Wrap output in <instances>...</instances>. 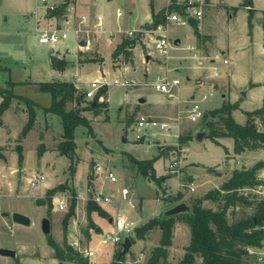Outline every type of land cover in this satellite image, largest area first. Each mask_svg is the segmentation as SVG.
I'll return each mask as SVG.
<instances>
[{"label": "rangeland", "instance_id": "1", "mask_svg": "<svg viewBox=\"0 0 264 264\" xmlns=\"http://www.w3.org/2000/svg\"><path fill=\"white\" fill-rule=\"evenodd\" d=\"M16 1L0 0V86H7L6 82L9 80L16 81L17 85L13 88L17 95L27 97L42 106V103L51 105L52 97L49 92L39 89L40 82L73 81L77 88V97L79 95L81 97L80 100L76 98V101L67 103V110H71L88 106L91 99L85 98V92L90 88L93 79L108 80V85H104L103 88H108L109 109H102L99 114L87 109L80 112L91 122L92 131L82 124L76 127V149L73 163L75 172H71V159L62 154L58 147L63 133L61 117L54 113L51 114L53 130L48 123L40 122L37 118L33 129L23 137L22 131L28 122L29 108L27 103L20 98L13 99V101L19 99L17 109L19 113L25 112V120L21 121L16 117L15 121L5 126L4 122L0 126L2 127V133L0 132V242L2 247L16 250L17 256L9 258L0 255V264H114L116 256L122 250V244L102 243V236L105 231L112 229L113 221L109 223L107 220L118 215L123 216L126 222L132 224L129 225L130 230L122 233L123 240L125 237L132 240V246L120 264H142L148 260L152 250L159 245L162 230L156 226L147 231L143 238H138L137 229L143 230L153 218L161 220L165 211L178 203L185 202L191 210L192 204L202 199L206 191L221 187L230 177L233 169L241 166L236 163L238 159L241 161V157L234 150L233 139L217 138L225 147L217 145L210 137L198 143L194 137V131L204 126L206 122H217L219 118L222 119L224 111L220 110L225 104L232 102L229 95L225 93L232 87L234 93L242 96V92L246 89L243 86L244 82L250 77H255L253 70L258 67L253 64L248 67V63L244 64L247 60L245 54L243 61L231 52L227 51L223 54L222 50H217L218 56L215 58V63H212L214 53L208 47L203 45L198 47L194 44L196 50L190 49L193 39H188L187 35H191V27L176 23L170 24V40L173 41L180 37L183 42L179 47L171 46L167 57L155 48L151 36L142 34V36L129 37L125 32L133 28H148L146 25L141 27L140 25L148 17L151 9L150 2L153 1L156 9H162L166 6V0H113V4H109V10L105 13H109L111 9V13L114 14L116 6L123 11L122 17L111 18V21L113 19L114 36L109 37L103 31H95L90 34L91 38L89 37L94 43L92 50L89 51L91 48L82 46L86 51L102 53L105 64L101 66L99 62L91 61L84 65L81 68L83 79L79 75L76 76L75 71L79 69L76 70L74 67V61L79 60L76 56L79 45L69 46V41L76 37L75 33L70 31L68 38L53 45L40 44V33L34 27V13L40 17L37 29L42 28L43 25L47 28L53 26L65 28L66 24L62 19L56 20L53 24H45V7L41 2L38 3L40 6L36 11L24 12L22 16L21 11L17 10ZM63 1L55 0V4L59 6ZM261 1L264 3V0ZM25 4L28 6L29 0H25ZM32 8L34 9L33 1ZM46 9L48 14L51 13L47 6ZM239 9L236 7L234 10ZM70 24L76 27L81 26L78 20ZM119 29L123 33H117ZM120 36L121 39L137 40L138 43L133 49L134 62L125 64L123 57H119L118 67H114L113 50L115 44L120 41ZM240 44L244 45V42ZM199 49H204L205 52ZM51 50L58 60L66 61V67H62L60 63L55 64L57 67L54 66L53 59L56 57L50 54ZM148 55L149 60L146 59ZM181 59L186 66L181 67ZM226 59L229 63L225 62ZM233 68L236 70L230 78L226 73ZM216 72H218L217 75ZM195 75H199L196 77L197 85L194 80ZM175 78H179L181 84L178 90H174L173 98H169L167 94L155 88L157 81L162 79L172 81ZM115 79L132 83L130 85L115 84L113 83ZM210 92L214 95L201 102L204 116L192 122L188 116L194 100L199 102L198 100H201L205 93ZM193 94L195 97H191ZM141 98H146L149 103L158 107L166 104L179 107L173 118L166 119L173 127L171 131L155 129L157 134L154 137L144 136L140 140L136 139L139 131L135 121L139 114L149 113L148 106L144 105V102H139ZM192 98L195 99L192 100ZM244 105L249 110L260 107V104L252 101ZM134 109L140 112L136 114ZM236 116L238 122L247 123V115L237 113ZM257 127L260 131L264 130L259 123ZM188 134H191L193 139L181 145L179 136ZM123 138H126L127 142H124ZM18 146H22V163L19 160ZM129 154L138 160L159 156L154 167L156 178L161 177V180L152 179L142 173ZM256 156L251 157H255L253 158L255 161L263 159H259L260 154ZM175 160L178 163V170H171L170 164ZM251 161L247 160V164H252ZM204 164H210L215 170L208 171L207 167L211 166L206 167ZM92 166L93 180H96L95 169L101 167V170H112L118 177V181L98 180L103 191L112 196V202L99 204L108 215L99 216L96 211H93L90 218L88 198L93 196L95 191H88L87 184ZM263 169L259 171V178L264 176ZM196 172H200L202 176L201 179L195 180L193 188L196 189L192 191L189 183L193 181V174ZM37 173L43 174L44 179L33 185L31 178ZM60 185L66 187L53 196L52 207H50L46 193L50 188H59ZM124 186L130 190L127 198L122 195ZM73 190L78 193V201L75 214L69 216L67 232H65L63 221L69 214L71 201H68L65 210H58L55 205V196L62 191H68L73 199ZM179 193L183 194V198L174 204L175 197ZM81 196L84 198L80 200ZM38 197H46L45 206L36 204ZM201 205L205 208L216 209L217 207L210 200H201ZM256 210L257 203L249 207L240 205L235 212L229 210V220L230 222L238 221L255 213ZM4 211L11 214L15 211L23 212L31 217L32 223L29 226L15 223L11 216H1V212ZM186 212L176 214L173 244L169 248V261L172 263H178L183 258L186 247L190 243V233L185 227L188 225L185 221ZM44 217H49L51 220L52 232L48 236L43 234L41 228ZM178 222L183 227L176 226ZM100 226L102 228L96 231ZM65 235L67 241L79 250L82 259L86 261L56 259L54 250L48 243V237L51 236L52 239L61 243ZM86 249L94 250V255L85 256L83 252ZM196 264H203L201 257H196ZM258 264H264V262Z\"/></svg>", "mask_w": 264, "mask_h": 264}, {"label": "trees", "instance_id": "2", "mask_svg": "<svg viewBox=\"0 0 264 264\" xmlns=\"http://www.w3.org/2000/svg\"><path fill=\"white\" fill-rule=\"evenodd\" d=\"M70 0H64L59 6L50 10L49 17L56 20L63 19L66 17V10ZM242 5L249 7L248 23L250 27V33L253 27V0H243ZM167 7H163L157 12H153L152 20L146 23L148 28L155 27L158 24L166 23L165 12ZM193 23L195 35L198 39L204 38L200 33L197 23L194 19L190 20ZM137 40H123L114 52V57H123L124 62L132 61L133 49L137 45ZM56 57V56H54ZM58 57L54 58L55 64L66 67L65 60H58ZM7 86H0V95L3 100L0 103V126L3 124V115L5 111L11 106L14 98H20L27 103L29 108V118L25 125L22 136L25 137L34 127L37 119V103L31 101V99L18 96L14 92V86L17 85L15 81L9 80L6 82ZM39 89L43 92H49L52 97V102L49 107H43L46 112H52L59 115L63 122V136L59 142V149L62 154L67 155L71 159V172H75L74 158H75V129L80 124L88 127L92 131L91 122L89 119L81 115L83 109L92 110L94 113L99 114L102 109L108 110L109 103L107 101L108 88H101L95 98L90 100L86 108H77L67 110L66 105L68 102H74L80 100V95L76 94L77 88L72 81H46L39 83ZM105 97L104 100L100 101V97ZM86 98V94H85ZM87 99V98H86ZM95 101L96 105L92 106V102ZM240 103H228L223 106L220 111H224L222 114L223 118H219L217 122H209L211 133L209 137L220 146V142L217 140L219 137H231L234 139V150L236 153H242L245 150H258L264 149V130L260 131L257 127L256 120L259 119L261 125L264 126V102L263 105L253 111H244L247 115V123L241 124L235 120L232 112L236 109H240ZM218 111V112H220ZM214 113V112H213ZM219 114V113H218ZM206 116V115H205ZM219 124V125H218ZM193 136L188 134L187 136L180 135L179 143L181 145L188 143ZM224 147V146H223ZM19 148V160L23 162L22 146ZM226 149V148H225ZM42 155V154H41ZM131 160L136 163L142 173L150 178L161 180L156 178L154 163L157 157L151 159L138 160L129 154ZM264 168V162L260 161L253 166L247 168L235 169L232 175L227 179L220 188L210 189L202 199L197 200L191 206V210L185 213V221L188 223L191 232V239L189 245L186 247V253L178 263H172L169 261V248L173 244V229L176 222V215L166 216L160 219H151L150 224L145 226L143 230H136V236L143 238L144 235L150 229L159 226L162 230L160 243L156 246L148 260L142 264H196V257L202 258L203 264H258L253 258L246 254L245 246L260 245L263 232L262 230L255 229L259 224L264 221V199L257 202L255 197L251 199V194L245 195L242 191L246 188H254L260 185H264V180L258 177L259 171ZM208 171H212V167H207ZM93 166L91 169V175L89 176V183L93 180ZM160 182V181H159ZM65 185H60L59 188H50L47 191L48 201L50 207H52V198L59 192L60 189H64ZM73 199L71 200L70 211L68 216L64 219V231L67 232L69 216L75 214V207L77 204V191L73 190ZM253 195V194H252ZM183 198V194L179 193L174 200V204L178 203ZM201 200H210L216 204V209L212 207L205 208L201 205ZM88 202L89 217L93 211H96L99 216L108 215L99 203L90 199ZM257 203V210L255 213L241 218L238 221L230 222L229 210L235 212L237 206H253ZM49 245L54 250V256L59 260L83 262L86 260L82 259V255L79 250L74 248L68 241L65 235L63 242L59 243L48 237ZM120 253V252H119ZM124 260L118 259L114 264H120Z\"/></svg>", "mask_w": 264, "mask_h": 264}, {"label": "crops", "instance_id": "3", "mask_svg": "<svg viewBox=\"0 0 264 264\" xmlns=\"http://www.w3.org/2000/svg\"><path fill=\"white\" fill-rule=\"evenodd\" d=\"M32 1H33L34 9L32 8ZM242 2H243V0H207L208 4H207L206 9L204 10L203 18L201 20H195L194 19V21L197 23V27H198L200 33L203 35L204 38L201 40L197 38V36L195 35L193 23L191 21L188 24L189 27H191V35H187L188 39H190V40L193 39L192 45L197 44L198 47L200 45H203L205 47H208L212 51V53H214V58L212 57V63H215V61H216L215 58L218 56L217 50H219V51L222 50L223 54H225L227 51L231 52V53L235 54L236 57H238L240 60H243V61H244L243 56L245 54V57H247L245 59H247V60H245L244 64L248 63L249 64V65H247L248 67H250L251 64L258 67L256 70H253V72L255 73V77H250L249 79H247V81L244 82L243 86L246 87V89H245L246 95L245 96H243V95L241 96L239 94L234 93L232 90V87H231L230 91L225 93L226 95H229V97L232 101L230 103H235V102L240 103V107H239L240 109H236L232 112V115L237 122H238V120L236 118L237 113H239L241 115H246L244 113V111H253V110H249V109L245 108L244 104L246 102H248V101L257 102L258 104H260L259 105L260 107L263 105V102H264V18L262 19V17L264 16V3H262L261 0H253V8H252L253 9V17H252L253 27H252V30L250 33V27H249V23H248L249 7L243 6ZM16 3L18 5L17 10L21 11L22 16H23L24 12H32L33 10L36 11L40 6L38 4V3H40L38 0H29L28 6L25 4V0H17ZM166 3H167V0H166ZM109 4H113V0H70V3H69L68 8L66 10V17L63 18L62 20H63V22L66 21L67 14H69L70 12H73V15L75 16L73 19H75V20H78L81 15H87L89 17V19H88V22L85 24V26L92 30L91 33L95 32V31H97V32L103 31V32L107 33L109 35V37H112V36H114L115 31H114V28L112 27L113 19L111 21V18L114 16H116L117 18H120L123 16V14H122V16L118 17L115 11H114V14L111 13V9H110L109 13L106 14L105 13L106 10H109ZM150 4H151V9H150V12L148 13V17H147L146 21L140 25V27L142 25L145 26L146 23L151 22L153 12H157L160 10V9L155 8L153 1H151ZM43 6L45 7V12H44L45 24L46 23L53 24V22H55L56 19L49 17L46 6L45 5H43ZM236 7H239L240 9L238 11H235L234 9H236ZM117 8H120V7L116 6V11H117ZM130 13H132V12H130ZM97 15L103 16V21L101 24H99L97 22ZM33 18L35 20L34 21L35 22L34 27L37 30L38 22L40 21V17L38 16L37 13H34ZM42 28H47V27H45V25H43ZM133 29H136V28H133ZM119 30L122 31L121 29H119ZM119 30L116 32L120 33ZM110 32H112L113 35H110ZM75 36L77 38L75 37V38L71 39L69 41V46H70L71 41L74 42L73 46H75L76 44H77V46L79 45L77 48V51H76V56L79 60H78V62H77V60L74 61V67L76 68V70L79 69V71H75V74H76V76L79 75L80 78L84 79V77L81 74V68H83L84 65L89 64L91 61L92 62H94V61L99 62L101 64V66H103L105 64V58L103 57L102 53H100L99 51H96V53L89 52L92 50V46L94 45V43H92V41L90 39L91 38L90 35L89 36L88 35H86V36L80 35L79 36V35L75 34ZM86 39L89 40V48H91L89 51L84 50V48H82V46H84V45H81V43H80L82 40H86ZM76 40H78V41H76ZM123 40H124V38L121 39V36H120V41H118L115 44L113 53L115 52L116 48L120 45V43ZM182 42H183V39H182ZM242 42H244V45L240 44ZM135 48H136V46H135ZM202 50L204 51V49H199V51H202ZM52 53H53V50L50 51V54L52 56H54ZM246 54H248V56H246ZM133 55H134V52H133ZM120 57H122V56H120ZM118 58H115L114 54H113L112 61H113L114 67H118V64H117ZM226 60H227L226 63H229L228 59H226ZM132 62H134V57H132ZM128 63L129 62H125V64H128ZM180 64H181V67L186 66V63L183 62L182 59L180 61ZM177 70H179V68H177ZM229 70L230 71H228L226 74H227V76L232 78L234 71L236 69L233 68V69H229ZM200 75H202V74H200ZM198 76L199 75L194 76V80H195L196 85H197L196 77H198ZM230 78H229V80H230ZM95 79H93V80H95ZM48 81H53V80H48ZM58 81H66V80H58ZM73 83H75V82H73ZM18 96H20V95L18 94ZM193 96L195 97V94H193L191 97H193ZM240 96H241V100L239 101ZM107 98H108V94H107ZM103 99H104V96H103ZM193 99H195V98H192V100ZM1 101H2V96L0 95V103H1ZM18 101H19V99L18 100L15 99V101H12L11 106L5 111V113L2 117L3 123L5 122L4 126H5V124H8L11 121L12 122L15 121L16 117H18L21 121L25 120V118H24L25 112L21 111V113H19L20 111H18V109H17V106L19 105V102H20V101L19 102ZM107 101H108V99H107ZM37 105L38 106H36V110H37L38 121H40V122L44 121V122L48 123V125H50L51 130H53L52 125H51V120H52L51 114H53V113L52 112H46L43 108L39 107V106H41V104L37 103ZM144 105L148 106L147 109H149V111H148L149 113L146 115H152L153 114L152 116L160 117L164 120L173 118V116L175 115V112L179 109V107L174 105V104L173 105L166 104V105H162L161 107L154 106L152 103H149L148 100H146L144 102ZM42 106L43 107H49L50 104L49 103H42ZM13 107H16V108H13ZM260 107H258V108H260ZM258 108H255V109H258ZM134 110H135L136 114H138V112H140L138 109H134ZM166 121H168V120H166ZM256 122L261 124L259 119H257ZM241 124H243V123H241ZM1 129H2V127H0V132L2 133ZM63 132H64V129H63ZM62 136H63V133L61 134V137ZM228 138H230V140L233 139L231 137H228ZM223 146L225 147V145H223ZM237 154L241 157V161H239V159H238L236 163L240 164L241 168H243V167L249 168V167L253 166L254 164H256L257 162L264 161V156H263L264 155V149L245 150L242 153H237ZM259 154L261 156L259 159L263 158L262 160H259V161L256 160L255 161V160H253V158L255 159V157H251V156H256ZM256 157H259V156H256ZM247 160H252L251 161L252 164H247ZM205 166L207 167V166H211V165L207 164ZM211 167H213V166H211ZM240 167H237L235 169H239ZM235 169H233V171ZM214 170L215 169H213L212 171H214ZM232 172H231V174H232ZM217 173H219V172H217ZM231 174H230V176H231ZM201 176L202 175L200 172L194 173L193 174L194 179L189 184L192 187L195 186V184H194L195 180L201 179ZM229 178L230 177H228L227 179H229ZM261 179L264 180V176ZM88 181H89V179H88ZM206 193H207V191H206ZM104 204H106V203H104ZM107 221L110 223L109 220H107ZM23 226H25V225H23ZM111 226H112V223H111ZM176 226L183 227L182 225H180L179 222L177 223ZM185 227H186L188 233H190V237H191V232H190L189 226L186 225ZM100 228H102V227L100 226ZM86 250H91V249H86ZM9 258H15V257H9Z\"/></svg>", "mask_w": 264, "mask_h": 264}, {"label": "built area", "instance_id": "4", "mask_svg": "<svg viewBox=\"0 0 264 264\" xmlns=\"http://www.w3.org/2000/svg\"><path fill=\"white\" fill-rule=\"evenodd\" d=\"M43 5L47 6L50 10H53L58 5L55 4V0H38ZM207 0H167L166 7L167 10L165 12L166 15V23L165 24H158L155 27L150 28H136L131 29L128 31H125L129 37H136V35L142 36V34H147L151 36L150 38H153V42L155 45V48L159 50L160 53H162L165 56H169V48L173 46V41L170 40L169 37V27L171 23H176L180 25H188L190 23L191 19L195 20H201L204 15V10L207 6ZM71 11V10H70ZM116 14L118 17L122 16L123 11L121 8H117ZM75 16L73 15V12H70L67 14V19L64 21L66 24V27H59V26H53L49 28H38L39 35V43L40 44H56L62 39H66L69 36V32L73 31L76 35H90L92 30L85 26V24L88 22L89 17L87 15H81L78 21L81 23L80 27L71 26V22L75 21L73 19ZM103 21L102 15H97V22L101 24ZM120 33H123V31H120ZM110 35H113L112 32H110ZM86 48H89V40L86 39V44L84 45ZM191 50H196L195 45H191ZM227 62V60H225ZM218 72H216V75ZM108 80H100L96 78L95 80L91 81L90 88L86 90V98L93 100L96 96V93L104 87V85H108ZM115 84H126L130 85L131 81H125L121 82L119 79H115L113 81ZM181 84V81L179 78H175L172 81L170 80H159L155 83V88L159 90L162 93H165L168 95L169 98L174 97V90H178L179 86ZM214 95L213 92H210L209 94L205 93L202 96L201 100H198L199 102L195 101L193 102L191 106V113L188 116V118L192 122L198 121L200 118L204 116V110L201 106L202 100H207L210 98V96ZM100 100H103V97H100ZM136 128L139 131L136 139H142L144 136L147 138L154 137L157 133L154 131L155 129H159L160 131H171L173 127L168 123V121L152 116V115H146V114H140L135 122ZM177 160H175L172 164H170L171 170L177 169ZM178 170V169H177ZM95 178L96 180H92L91 183L88 182L87 184V190H94L95 193L93 196H90L88 200L92 199L95 202L99 204L104 203H111L112 196L110 194H107L103 191L101 184L98 183L99 179H102L103 182H106V180H109L111 182H117L118 177L116 174L108 169V170H101V167H98L95 169ZM44 179V175L37 173L31 178V182L33 185H36L37 183L41 182V180ZM192 191L195 188H191ZM246 196L251 194V199L254 200V197L257 202L262 201L264 199V185H260L254 188H246L242 191ZM130 193L129 188L123 187L122 188V195L124 198L128 197V194ZM253 194V195H252ZM78 197V196H77ZM84 197H79V199H83ZM72 196L68 191H62L57 196H55V205L58 210H65L67 207V203L70 200L71 201ZM239 206H237V209ZM132 225L129 222H126L123 216L118 215L115 218H113L112 222V229L107 230L103 233L102 236V243H109L112 242L113 244H122L123 242V234L126 231L130 230V226ZM255 229L262 230L263 236L261 240L260 245H250L245 246L246 254L253 258L257 263L264 262V221L259 224ZM77 246V245H75ZM85 256H92L94 255V250H86L83 252Z\"/></svg>", "mask_w": 264, "mask_h": 264}, {"label": "water", "instance_id": "5", "mask_svg": "<svg viewBox=\"0 0 264 264\" xmlns=\"http://www.w3.org/2000/svg\"><path fill=\"white\" fill-rule=\"evenodd\" d=\"M80 43H81V45H85L86 40H82ZM173 44L177 47L181 46L182 39L180 37L175 38L173 41ZM73 45H74V42L71 41L70 46H73ZM146 59L149 60L150 56L148 55L146 57ZM242 95L245 96L246 93L242 92ZM145 101H146V98H141L139 100L140 103H143ZM95 105H96V102L93 101L92 106H95ZM210 133H211L210 127L208 125V122H206V124L204 126H201V127H198L197 129H195L194 137L198 143H202L205 140V138L209 137ZM123 141L127 142V139L123 138ZM35 202L38 206H45L47 203V199H46V197H38V198H36ZM186 211H190V206H188L185 202H181V203H178V204L172 206L171 208L167 209L165 211V215L166 216H173V215H176L178 213H182V212H186ZM1 216H3V217L4 216H6V217L11 216L12 220L15 223L25 225V226H29L32 223V219L30 216H28L22 212H19V211H15L12 214L8 211H4V212H1ZM109 221L112 222L113 218H110ZM41 228H42V232L45 236L50 235V233L52 232V225H51V220L49 217L42 218ZM100 229H101L100 227H97L96 231H99ZM121 246H122V250L118 254L119 260L122 259V257H124L125 255H127L129 253L130 248L132 246V240L129 237H125ZM0 255L6 256V257H16L17 251L14 249L2 247L1 242H0Z\"/></svg>", "mask_w": 264, "mask_h": 264}]
</instances>
